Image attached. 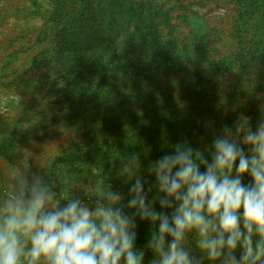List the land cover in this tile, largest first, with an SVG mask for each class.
Returning a JSON list of instances; mask_svg holds the SVG:
<instances>
[{"label": "rangeland", "instance_id": "1", "mask_svg": "<svg viewBox=\"0 0 264 264\" xmlns=\"http://www.w3.org/2000/svg\"><path fill=\"white\" fill-rule=\"evenodd\" d=\"M0 264H264V0H0Z\"/></svg>", "mask_w": 264, "mask_h": 264}, {"label": "trees", "instance_id": "2", "mask_svg": "<svg viewBox=\"0 0 264 264\" xmlns=\"http://www.w3.org/2000/svg\"><path fill=\"white\" fill-rule=\"evenodd\" d=\"M260 253H261V250H260Z\"/></svg>", "mask_w": 264, "mask_h": 264}]
</instances>
